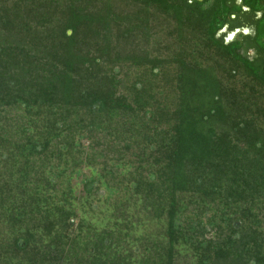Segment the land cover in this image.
Here are the masks:
<instances>
[{"label":"trees","instance_id":"trees-1","mask_svg":"<svg viewBox=\"0 0 264 264\" xmlns=\"http://www.w3.org/2000/svg\"><path fill=\"white\" fill-rule=\"evenodd\" d=\"M209 22L185 0H0V264H264V61ZM56 159L100 161L80 200ZM101 186L126 196L99 231L77 210ZM137 204L167 239L139 261Z\"/></svg>","mask_w":264,"mask_h":264},{"label":"rangeland","instance_id":"rangeland-1","mask_svg":"<svg viewBox=\"0 0 264 264\" xmlns=\"http://www.w3.org/2000/svg\"><path fill=\"white\" fill-rule=\"evenodd\" d=\"M10 114L15 116L14 112H11ZM8 130H10V129L8 128ZM88 145H89V142L85 141L84 146L86 147ZM86 151H87V149H86ZM51 163H52L51 167H53V168L55 167L54 171H56L57 170L56 166H57V164H60V162H58V160L56 159V160L52 161ZM54 165H56V166H54ZM59 166L60 167H58V170H61L63 167H65L66 170H65L64 177L58 178L57 182L54 183V186H55L54 192L57 194V193H60L66 187H70L74 191V196L79 200H80V198H79L80 191L82 190L83 187H81L80 185L77 186L76 185L77 183H75L76 181L73 179H72L73 181L71 182V185H70V183H69V185H67L65 180L68 176H70L69 172H71V170L80 169V171H81L80 178L82 180H84V179H88L91 177V167L94 166L97 169H101V163L99 160L96 161V164H93L92 166H89V167L86 163H82V166H80V167L79 166L74 167L72 165L70 166V162L66 166H64V165H63V167H62V165H59ZM120 171H122V168L120 169ZM74 176H75V174H73L71 177H74ZM53 182H54V180H53ZM95 192L97 194L101 195L100 201H98L96 199L95 195L92 196V203H93V206H95V210H96L95 214L86 213L85 215L84 214L82 215L79 210H77V214L79 216L78 217L79 219H80V217L86 218L87 223L91 224L92 226L96 225L95 227H98L97 230L101 231L102 227H100V226L102 225L101 223L103 220V215L105 214V213H102V212H104V209H110L111 206H107V205H110L113 202H117L119 199L123 200L126 195H125L124 190L122 191L121 189H119L118 191H115V193H114V194H116L115 196L113 195L111 197V199H109V200L107 198L108 203H109V204H107L105 201L106 196H107L106 188L101 186ZM74 204L76 206H78V204H79L78 200H75ZM130 208H131L130 209L131 211L134 210V212H135L134 214L137 215L138 219L137 218L131 219L132 220L131 221L132 230H131V236L128 238V241H129V245L132 248V250H134L135 253L138 255V256H136L137 257L136 260L139 261L142 257L141 256V253L143 251L142 245L149 246L152 244L151 242H153L152 239L155 240L156 238L157 239L159 238V240L162 241V243L163 242L166 243L167 239L163 236V232H162L163 231V227H162L163 224L162 223L143 219L144 213L137 212V211H139L138 204L136 206L131 205ZM136 209H138V210L136 211ZM77 221H78V219H77ZM204 221H205V219H202L203 223H204ZM99 223H100V225H99ZM4 230L5 229L3 227H1L0 233H3ZM85 232H86V229H85ZM161 232H162V235L158 236L159 233H161ZM209 236H212V234ZM138 237L141 239L139 242H137V240H135ZM121 245L125 246V243L122 242ZM195 262H196V260L194 259L192 252L189 250H181L180 255L178 256V258H176V264H195ZM11 264H13V263H11Z\"/></svg>","mask_w":264,"mask_h":264},{"label":"flooded vegetation","instance_id":"flooded-vegetation-1","mask_svg":"<svg viewBox=\"0 0 264 264\" xmlns=\"http://www.w3.org/2000/svg\"><path fill=\"white\" fill-rule=\"evenodd\" d=\"M185 1L195 7L199 16L207 15L210 20V25L214 28H217V30L220 27H223L225 23L230 25L228 31H232L236 27L241 26L253 28L255 31L254 36H243L238 34L237 37L227 46L240 43V50L242 55L247 57V51L249 49H254L255 56L251 61L256 59H261L264 61V15H262L259 19L255 17V13L257 11L264 13V0H242L244 6L249 9L248 11H242L236 5L235 0H191V3L189 2V0ZM223 35H227V33L222 34L219 40L216 39L214 35L215 40L220 46H225L222 43ZM71 165L72 164L70 162V166ZM80 166H82V164H80L79 167ZM52 169L55 173L52 176V183L54 185V183H56L57 179L59 178L56 174L60 170H58V165L56 166V171H54L55 167H52ZM74 174L75 176L72 179L76 181V185H80L81 187H83L85 179L82 180L80 178V169L74 170ZM72 179L70 182H66L67 185H69V183L71 185V182L73 181ZM19 244H21V242H19Z\"/></svg>","mask_w":264,"mask_h":264},{"label":"clouds","instance_id":"clouds-1","mask_svg":"<svg viewBox=\"0 0 264 264\" xmlns=\"http://www.w3.org/2000/svg\"><path fill=\"white\" fill-rule=\"evenodd\" d=\"M189 2L191 3V0H189ZM235 3L242 11L249 10L247 7L244 6V4L242 3V0H235ZM262 15H264V13H261L259 11L255 13V17L257 19H259ZM229 27L230 25L225 23L223 27H220L214 34L215 38L219 40L222 34L227 33V35H223V40H222V43L225 46L230 44L237 37L238 34L243 35V36H254L255 35V31L251 27L241 26V27H236L232 31H228ZM246 55L249 58V60H252L255 56V50L249 49Z\"/></svg>","mask_w":264,"mask_h":264},{"label":"water","instance_id":"water-1","mask_svg":"<svg viewBox=\"0 0 264 264\" xmlns=\"http://www.w3.org/2000/svg\"><path fill=\"white\" fill-rule=\"evenodd\" d=\"M67 33H68V35H70L71 34V31H68Z\"/></svg>","mask_w":264,"mask_h":264}]
</instances>
